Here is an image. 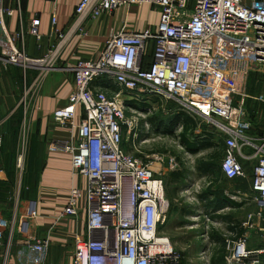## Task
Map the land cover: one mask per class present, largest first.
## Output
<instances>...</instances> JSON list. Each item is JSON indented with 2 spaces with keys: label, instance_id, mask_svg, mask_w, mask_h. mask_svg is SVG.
<instances>
[{
  "label": "built area",
  "instance_id": "2783aa9c",
  "mask_svg": "<svg viewBox=\"0 0 264 264\" xmlns=\"http://www.w3.org/2000/svg\"><path fill=\"white\" fill-rule=\"evenodd\" d=\"M5 1L0 0V64H22L26 69L29 62L36 63L42 73L56 65L57 54L71 36H87L89 21L133 5L159 9L155 30L135 32L124 24L120 31L109 32L94 60L72 65L73 90L66 106L52 115L59 126L71 133L77 130V141L54 140L47 151L70 155L72 176L86 181L84 192L71 189L63 210V216L76 218L82 201L86 206L89 237L75 238L73 264H180L172 243L159 231L169 211L164 163L173 170L175 159L133 156L124 149L125 143L137 141L140 116L146 120L160 103L201 119L209 134L223 141L219 167L227 181L246 179L244 164L251 165L249 196L255 212L242 227L260 232L261 244L251 249L252 237L246 231L232 244L226 264H258L264 256V136L248 134L244 83L250 72L264 75V0H81L67 32L57 31L52 17L49 35L57 42L38 61H29L13 46L4 19L14 10L5 7ZM39 24L33 20L30 29L37 41ZM111 88L117 91L109 96ZM78 108L83 119L77 126ZM145 130L152 131L147 123ZM22 158L17 161L19 188ZM16 203L19 207L18 195ZM26 204L25 215L18 216L16 207L11 218H0V244L5 234L9 245L19 236L26 247L23 264H45L49 241H32L36 210Z\"/></svg>",
  "mask_w": 264,
  "mask_h": 264
},
{
  "label": "crops",
  "instance_id": "0c3cea01",
  "mask_svg": "<svg viewBox=\"0 0 264 264\" xmlns=\"http://www.w3.org/2000/svg\"><path fill=\"white\" fill-rule=\"evenodd\" d=\"M80 2L81 0L5 1V7L14 10L11 17H5L4 19L5 28L10 35L13 46L15 47L14 43L20 39L22 43H25L24 38L27 36V38L29 37L26 43L27 49H25L24 44L23 49H20L24 56H29L32 60L37 61L44 59L51 50V47L57 42L56 37H50L49 35L52 17L54 16L56 19L55 29L59 32H67L73 23L75 9ZM118 10L128 11V9L123 8ZM35 19H38L40 22L38 33L41 35V40L39 41L30 35L31 23ZM106 19L108 18L103 16L89 21L86 25L87 36L78 34L71 36L62 50L57 54L56 65L50 71L42 73L41 68L39 66L36 67L40 71L36 72L35 75L37 77L33 81V84L37 83V85L31 98V104H29L25 115H30V130L35 137L33 146L36 147L33 151L39 160L38 169L35 175L32 174V176L27 178L23 177L21 188L18 187V178L15 181L8 179L4 173V176L0 177V182L5 184L0 186V200L9 201L10 199V208L7 210H11L9 212L11 216L14 209L18 207L15 206L17 204V195L20 200L17 210L18 216L27 213L26 203L29 204L30 208L36 210V217L30 226V236L32 241H49L45 264H73L75 238L87 239L89 237L84 201L81 203L76 218L63 216V210L69 200L71 189L79 187L84 192L86 181L83 177L74 179L72 176L70 155L49 153L47 147L54 140L77 141V130L71 133L69 128L59 126L54 121L52 115L55 111L66 106L68 97L73 90L74 78L69 68L78 61L94 60L103 49L109 32L111 30L120 31L124 24L127 27L126 18H124L125 20H123L120 26L118 25L115 28L107 26ZM135 32L141 31L136 30ZM29 73L30 69H25L22 64L10 65L7 68H4L0 64V114H5L7 119L13 116L12 114L18 108V98L21 88L30 85V81L28 82L26 79ZM108 91V95L111 96L117 89L111 88ZM130 104L131 106L143 108V105L140 104ZM159 110L163 113V115H159L160 117L156 113ZM151 111L153 112L148 116V119L155 117L160 120L158 128H156L157 126L154 121L151 120L149 123L147 119L145 120V123L150 126L152 131L174 133L178 130L177 137L180 140L179 135L184 128V124L182 120H177L179 113L176 112L173 104L160 103ZM0 116L5 117L4 115ZM82 119V110L78 108L76 110L75 124L77 126L80 125ZM191 121L193 123V137L188 138V140L192 145L187 143L186 147V145L181 143L182 150H188V146H191V149L195 151L197 149L196 143L199 144L200 137L197 135L198 123L200 121L203 123V121L201 119H191ZM251 122L248 134L252 137L264 136V132L259 133L256 131L254 120L251 119ZM204 127L202 139L209 138L211 146L207 149L214 148L216 152H220V162L223 157V141L209 134V128H207L205 123ZM246 165L248 164H244V168ZM250 171L252 172L251 168L249 169ZM227 182L229 183V181ZM251 182L252 178L247 183L249 191ZM240 227L243 229L242 225ZM245 232L246 230L243 229L242 235ZM232 234L236 238V235ZM8 245L9 242L5 244L2 242L0 244V264H23V257L26 254L23 239L19 236H14L7 249ZM250 248L254 247L250 245ZM258 264H264V257L258 259Z\"/></svg>",
  "mask_w": 264,
  "mask_h": 264
},
{
  "label": "rangeland",
  "instance_id": "374dc122",
  "mask_svg": "<svg viewBox=\"0 0 264 264\" xmlns=\"http://www.w3.org/2000/svg\"><path fill=\"white\" fill-rule=\"evenodd\" d=\"M159 14V9L153 5H133L127 12L115 11L114 16L107 17L106 25L115 28L120 26L126 18L127 27L131 30L153 31L158 25ZM28 38L25 36V43H22L21 39L14 43L21 54L23 52L20 49H23L24 45L26 47ZM27 59L37 61L29 56ZM29 67L26 68L30 69L26 79L30 81V85L21 88L16 112L8 119L5 114H0L5 116L4 118L0 116V177L5 175L14 181L20 172L17 161L21 155L23 157L21 171L25 178L35 175L39 165V160L33 151L36 147L33 146L35 137L30 130V115H25V112L31 104V98L36 89L37 83L33 84L37 77L35 74L40 69H37L34 64H30ZM244 84L248 96L245 100V120L247 122L254 120L256 131L264 132V102L256 101L259 97L264 99V75L257 71L250 72ZM156 113L158 117L163 115L161 110ZM145 119L148 120V117ZM204 128V123L200 121L198 137L200 134L204 136ZM177 136L178 130L174 133L145 130V120L142 115L137 141L135 144L125 143L124 149L133 156L150 159L163 156L164 162L167 160L169 162L170 158L175 159L176 170H170L168 165L166 166L167 163H164L163 175L169 211L159 231L172 243L175 252L180 256V264H226L232 244L236 241L230 230L231 226L234 223L242 225L247 215L255 210L247 185L251 178L250 164L244 168L246 179L243 181L238 179L228 183L218 178L215 173L207 176L202 172L201 165L215 163L216 168L219 167L220 159L217 161L214 159L216 149H207L196 143L195 151L182 150L181 140ZM201 141L206 140L203 138ZM177 171L181 176V182L174 185L170 175ZM3 185L5 184L0 182V186ZM218 193L237 206L219 204L218 197L214 196ZM8 208H10V199L9 201L0 200V218H11L9 213L11 210H7ZM260 225L263 226V223ZM246 231L252 237L248 243L251 242L249 244L253 247L259 246L261 233L255 228H249ZM8 241V234H5L2 242L5 244Z\"/></svg>",
  "mask_w": 264,
  "mask_h": 264
},
{
  "label": "trees",
  "instance_id": "16d2710c",
  "mask_svg": "<svg viewBox=\"0 0 264 264\" xmlns=\"http://www.w3.org/2000/svg\"><path fill=\"white\" fill-rule=\"evenodd\" d=\"M151 120L155 122V124L157 126L156 128H158V126H160L159 125L160 120L158 118L153 117L152 119H148L149 123H150ZM177 120H182V122L184 124V128H183L182 132L179 135L181 143L184 144V145H186L187 143L189 145H192L191 142L189 143V140H188V138L193 137V132H192L193 131V123H192L191 119L188 118L183 113H179L178 116H177ZM156 130H159V129H156ZM199 137H200L199 138V145H201V147L209 148V146H211L209 138H204L206 141H201L202 140V135H200ZM186 147H187V145H186ZM188 150L193 151L191 149V146H188ZM218 156H220V152H216L215 155H214V159L216 161H217V159H219ZM215 160H214V162H215ZM201 170L207 176H210V175L215 173L218 176V178H220L221 180L224 179V181L227 182V180L225 178H223V176L221 174L220 167L216 168L215 163L214 164L203 163L201 165ZM170 179H171L172 184H174V185H176V184L181 182V176L178 173V171L177 172H172L171 175H170ZM214 196L218 197V203L223 205V206H237L235 203H232L229 200H227L226 198H224L222 196V194H220V193H218V194H216ZM230 230H231L232 233H234L236 235V238L237 237L239 238L242 235V233H243V229L240 227V225H238L236 223H234V225L230 228Z\"/></svg>",
  "mask_w": 264,
  "mask_h": 264
},
{
  "label": "bare ground",
  "instance_id": "6f19581e",
  "mask_svg": "<svg viewBox=\"0 0 264 264\" xmlns=\"http://www.w3.org/2000/svg\"><path fill=\"white\" fill-rule=\"evenodd\" d=\"M30 64H31V62H29ZM34 64H36V63H34ZM39 65H42V64H39ZM34 66H36V65H34ZM38 67V66H37Z\"/></svg>",
  "mask_w": 264,
  "mask_h": 264
},
{
  "label": "clouds",
  "instance_id": "9594fccd",
  "mask_svg": "<svg viewBox=\"0 0 264 264\" xmlns=\"http://www.w3.org/2000/svg\"><path fill=\"white\" fill-rule=\"evenodd\" d=\"M96 157V156H95Z\"/></svg>",
  "mask_w": 264,
  "mask_h": 264
}]
</instances>
